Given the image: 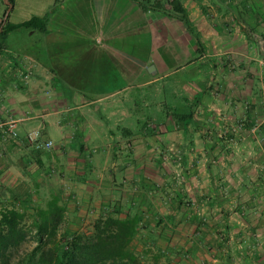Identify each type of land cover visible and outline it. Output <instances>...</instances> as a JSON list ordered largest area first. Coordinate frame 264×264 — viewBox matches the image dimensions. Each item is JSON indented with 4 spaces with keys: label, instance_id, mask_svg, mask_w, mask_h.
<instances>
[{
    "label": "crops",
    "instance_id": "crops-1",
    "mask_svg": "<svg viewBox=\"0 0 264 264\" xmlns=\"http://www.w3.org/2000/svg\"><path fill=\"white\" fill-rule=\"evenodd\" d=\"M181 1L187 26L132 0H55L44 31L24 28L33 43L0 37V122L18 121L16 138L0 130V197L49 184L151 231L178 218L214 253L198 264H264V0ZM143 89L158 102L141 126Z\"/></svg>",
    "mask_w": 264,
    "mask_h": 264
},
{
    "label": "rangeland",
    "instance_id": "rangeland-1",
    "mask_svg": "<svg viewBox=\"0 0 264 264\" xmlns=\"http://www.w3.org/2000/svg\"><path fill=\"white\" fill-rule=\"evenodd\" d=\"M54 5L55 0H29L21 10V14L17 18L19 20L16 21H27L33 16L42 17L49 15ZM11 19V22L15 21L14 15ZM29 32V30L22 28L20 31L14 33L12 39L7 41V44L14 50L22 47L25 48L26 44L30 45L35 39V36H30ZM161 93L162 95L159 99L165 104L164 114L166 115V102L172 104L176 103L178 100L176 101L173 93H170V95L167 93L168 95H166V89L162 90ZM135 94L138 98L137 102L140 125H148L149 122H146V118L149 117L151 109L154 108L155 103L158 102V97L154 96L153 90L150 89L139 90L135 92ZM152 96L154 97L152 98ZM154 101L155 103H153ZM143 119L145 120L143 121ZM240 129H242V126L238 125L236 130ZM25 189L22 191L23 193L12 194L11 198L13 199L6 197L8 195H5V198L0 197V214H8L13 217L22 215L23 219L21 220V224L29 231L27 240L12 252L13 262L25 256L36 246L35 229L32 227V221L33 217H36L40 210H53L55 206L62 207L63 219L55 224L57 227V236L61 240L66 236L69 237L75 234L92 232L94 224L99 219L107 218L109 215L124 217L121 216L122 214L119 211H112L103 214L99 210L97 212L95 207L85 209L86 207L81 200L72 199L67 193H60L57 191V193H52L49 184L40 185L38 187L29 186ZM35 190H37V192L32 193ZM25 195L27 197H25ZM212 220L214 219L210 217L204 222L209 224ZM180 223L182 224V221L178 220V218H176V220L166 218V225L163 227L164 231L160 232L151 231V224H148L147 226L140 224L141 233L137 236L134 242H132L131 247L134 252L140 256L141 264H198L197 259L201 256L200 252H204L205 254H208V256L214 254L212 253V249H195L194 243L189 245L190 242H194L198 239L200 233L195 231L191 232L190 229V232L187 230L182 234L179 232V229H177ZM185 223H187V221ZM189 223L194 224V221ZM172 226L173 229H176L174 232H171L173 231V229L171 230ZM147 228L150 230L147 231Z\"/></svg>",
    "mask_w": 264,
    "mask_h": 264
},
{
    "label": "trees",
    "instance_id": "trees-1",
    "mask_svg": "<svg viewBox=\"0 0 264 264\" xmlns=\"http://www.w3.org/2000/svg\"><path fill=\"white\" fill-rule=\"evenodd\" d=\"M145 12L177 13L187 26V11L181 0H132ZM13 4L14 0H10ZM169 7V8H168ZM8 8V6H7ZM166 9V10H165ZM32 28L44 31L46 20L37 16L17 25L6 21L0 37L17 28ZM3 46L0 41V51ZM63 209L40 210L33 217L36 246L25 256L12 261V252L27 240L29 231L22 224V215L0 214V264H141L140 256L131 245L139 236L140 220L127 213L124 217L109 215L94 224L90 233L57 236L55 224L62 221ZM161 222V220H160Z\"/></svg>",
    "mask_w": 264,
    "mask_h": 264
},
{
    "label": "built area",
    "instance_id": "built-area-1",
    "mask_svg": "<svg viewBox=\"0 0 264 264\" xmlns=\"http://www.w3.org/2000/svg\"><path fill=\"white\" fill-rule=\"evenodd\" d=\"M18 121L10 120L8 122H0V130H6L10 137L16 138L18 136ZM28 142L39 151L49 150L53 146L51 140L43 139L42 132L40 130H34L27 136Z\"/></svg>",
    "mask_w": 264,
    "mask_h": 264
},
{
    "label": "water",
    "instance_id": "water-1",
    "mask_svg": "<svg viewBox=\"0 0 264 264\" xmlns=\"http://www.w3.org/2000/svg\"><path fill=\"white\" fill-rule=\"evenodd\" d=\"M6 4H7V6H8V10H7V12H6V15H5L4 21L7 20L8 15H9V13H10V9L12 8V5H13V4L10 2V0H6Z\"/></svg>",
    "mask_w": 264,
    "mask_h": 264
}]
</instances>
